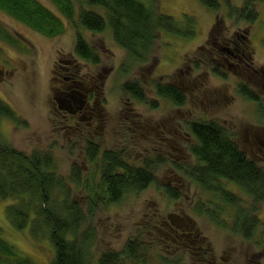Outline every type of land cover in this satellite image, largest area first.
<instances>
[{"label":"rangeland","instance_id":"obj_1","mask_svg":"<svg viewBox=\"0 0 264 264\" xmlns=\"http://www.w3.org/2000/svg\"><path fill=\"white\" fill-rule=\"evenodd\" d=\"M40 1L63 21L65 29L59 36H47L0 9V22L17 39L15 45L1 42L0 97L12 106L19 121L16 123L0 115V143L8 141L26 153L49 151L54 158L55 172L64 178L69 175L72 163H83V186L79 189L73 186V189L74 198L84 209L87 207L93 192L91 185L98 184L102 172L101 165L98 168L95 163L87 165L83 162L84 146L91 136L71 135L62 131L59 124L54 126L51 120L54 100L51 69L62 56L73 55L80 61L75 51V36L79 33L97 50L101 65L111 68L104 78L102 95L107 132L91 139L103 141L101 151L124 149L123 160L130 165L146 167L144 160H150L149 168L156 176L155 182L147 188L128 194L119 203L99 206L92 221L82 225L81 229L90 226L95 233L96 257L105 251L121 252L129 240H135L137 257L133 260L125 257L122 264H175L172 255L175 247L169 246L165 238L169 229L161 223L169 216L188 215L207 236L205 243L215 255L214 264H264V201L253 203L251 197L241 195V212L238 208L216 212L209 207L214 205L211 200H217L214 193L197 187L185 173L188 167L196 164L190 152V146L196 143L189 130V122L193 120H215L224 124L239 146L264 169V113L259 112L257 102L238 92V85L246 82L245 79H239L224 65L221 71L227 72L228 76L219 77L208 68L212 65L203 64L211 57L208 51H214L207 40L220 42L213 26L217 18L222 19L231 11L226 1L234 8H242L246 0H218L217 9L202 0H141L154 6L158 13L170 15L179 31L160 30L147 61L141 62L133 61L126 50L115 43L109 28L92 34L80 24L78 10L80 6L87 7L84 0H74V22L68 21L50 0ZM254 8L258 18L250 28L243 20L237 23L234 19L226 20L224 34L233 38L237 33L247 35L250 32L255 60L258 66L264 67V0H255ZM80 65L81 73L88 70L86 63L80 62ZM146 65L148 68L141 77V68ZM130 80L138 81L143 87L146 101H138L122 90L123 83ZM248 81L250 88L264 100L263 72L251 76ZM157 83L182 85L187 91L185 104L176 106L169 99L158 96ZM153 100L155 107L151 103ZM87 180L90 186L85 184ZM223 184L236 194L242 193L233 182L223 181ZM170 187L179 192L178 198L168 195L167 188ZM13 202V199L0 197V227L4 228V236L36 263L48 264L53 257L50 240L41 237L39 240L42 241L35 244L30 238L29 227L18 231L8 223L6 207ZM244 215H253L260 221L250 238H245L236 226ZM156 223L160 228L154 232ZM185 263L197 264V256L190 253Z\"/></svg>","mask_w":264,"mask_h":264},{"label":"trees","instance_id":"obj_2","mask_svg":"<svg viewBox=\"0 0 264 264\" xmlns=\"http://www.w3.org/2000/svg\"><path fill=\"white\" fill-rule=\"evenodd\" d=\"M50 1L69 21H75L74 0ZM202 1L213 5L215 9L219 7L218 0ZM84 3L87 7L83 5L78 10L80 24L94 32H103L109 28L113 39L127 51L133 61H147L160 30L179 32L170 15L158 13L154 6L141 0H84ZM226 3L231 7L229 14H234L237 21L246 19L253 23L258 18L254 8L255 0H246L242 8H234L229 1ZM0 9L47 36L64 32L61 18L40 0H0ZM220 27L221 21L218 20L213 28L217 30ZM2 41L11 45L17 43L13 33L0 22V51L3 48ZM75 51L77 55L92 62L99 60L98 53L79 33ZM213 71L219 74L221 70L216 65ZM246 82L238 85V92L257 102L259 112L263 114L264 100ZM155 89L158 96L170 99L176 105L185 102L184 91L176 85L157 83ZM122 90L138 101H146L145 92L136 80L124 82ZM151 103L156 106L155 102ZM0 115L19 123L15 110L1 97ZM189 126L196 138V143L191 147L196 164L186 169L185 173L202 190L214 195L219 193V203L211 210L218 212L230 205L241 212V195L251 197L253 203L264 201V169L248 157L246 151L232 139L228 129L215 120H195ZM123 156V152L117 149L106 148L101 151L98 144L85 143L83 162L87 165L95 163L97 167L101 165L102 172L97 185L84 181L87 186L91 185L93 191L84 209L74 198L75 189L83 186V163H72L69 175L64 178L55 172L54 158L49 151L26 153L8 141L0 143V197L14 200L6 207L8 223L18 231L29 227L30 238L35 244L44 239L50 240L48 242L52 246L53 257L48 264H122L125 257L135 259L138 254L135 240H129L121 252L105 251L97 258L95 233L90 226L81 229L84 223L92 221L99 206L119 203L128 194L141 191L155 182L156 176L149 168L152 164L150 160H144L147 168L136 167L123 160ZM221 179L235 183L242 193L222 190L218 187ZM167 193L171 198L180 196L172 188H167ZM259 224V218L244 215L236 226L245 238H250ZM4 234V228L0 227V264H39L9 242ZM41 237L42 240H39Z\"/></svg>","mask_w":264,"mask_h":264},{"label":"flooded vegetation","instance_id":"obj_3","mask_svg":"<svg viewBox=\"0 0 264 264\" xmlns=\"http://www.w3.org/2000/svg\"><path fill=\"white\" fill-rule=\"evenodd\" d=\"M230 14L227 13L226 17L224 15V18L222 19L217 18V20L221 21V27L219 28V30L217 29L218 33L215 36L219 35L220 42L218 41L216 43L215 42L211 43V41L207 40V44H210V46L213 45L214 51L212 49L208 51L211 57H209L208 60L204 61L203 64H205L206 66L212 65L211 68L210 67L208 68L213 74L219 77L226 78L228 76L226 75L227 72L225 73V71H220L219 72L220 75H219L213 71V67L217 65L220 67V70H222L221 67L224 68L223 67L224 65L228 70L235 73L239 77V79L242 78L245 79V81H248L251 76L253 78V76L259 75L260 72H263L264 74V67L258 66L255 60V48L250 38L251 37L250 32H248L247 35L245 34L239 35L237 33L236 35H233V38H228V35L224 34L225 28L227 27L226 20L234 19L235 23L240 22V20L237 21L236 16L234 14H231L232 17L229 18ZM241 20H243L246 23L248 22L249 24L247 23V25L249 26V28L256 22L254 21L253 23H250V21L246 19H241ZM235 23L232 24L236 25ZM91 32L92 34L100 33L94 31ZM77 35L78 33H76L75 42L77 39ZM214 40L217 41L216 39ZM239 41L245 43L241 44ZM115 43L117 42L115 41ZM89 45L93 48L95 52H97V50L90 43ZM209 54L207 55L209 56ZM79 58L80 61H78V58L74 57L73 55L70 57L67 56L59 57L57 63H54V66L51 69L52 71L51 88L54 93L53 108H52L53 116L51 117V120L54 126L59 124V127L62 131L68 132L71 135L73 134L75 136L79 135L80 137H83L84 135H88L93 138H99L101 135L107 132V126L105 124V119H106L105 105L103 103L104 99H102L103 98L102 95H103V86L105 85L104 78L109 73L111 68L107 69L105 66L101 65L100 63L101 58L99 53L97 56V58L99 59L98 62H92L91 60H87L85 58H82L81 56H79ZM80 62L86 63L88 65V70L84 71L83 73H81ZM210 63H214V64H210ZM189 67L193 68L192 65H190ZM147 68H148L147 65L143 69L141 68V72L139 73L141 77L145 75L144 70ZM125 71H127V69H125ZM242 71H248L249 74L245 75ZM222 73H224V75H222ZM170 84L176 85L177 87L180 86V88L183 90L182 85L176 83H170ZM183 91L185 94V102H186L187 91L186 89ZM126 93L128 94V92ZM169 101L171 100L169 99ZM152 102L155 101L153 100ZM185 102L181 104V106L184 105ZM173 105L176 104H174L173 102ZM176 106H180V105H176ZM193 121H190L189 124ZM131 124H133V122ZM222 125L225 126L224 124ZM225 128L227 127L225 126ZM189 130L191 131V129ZM68 136L70 137V135ZM230 136L232 137V139L234 138L232 135ZM91 137L88 138L87 140L88 142L98 144L99 146L101 143H103L102 140H99L100 141L99 143L96 140L94 141L93 139H91ZM235 141L237 142V140ZM194 144L190 146L191 154H192L191 147ZM177 150L182 151L179 148ZM121 152H123L124 155V149H121ZM223 181H228V183L231 182L227 179H221L220 182L218 183L219 184L218 187L221 188L222 190L235 193V191L227 188L223 184ZM197 187H199V185H197ZM215 196L217 197V200L210 201L211 203L214 204L209 206L211 208L216 207L215 205L219 203L218 200L219 193H215ZM198 204L200 205V207H203L202 202H199ZM224 206H227V204H224ZM226 208H231V206L228 205ZM161 225L169 229L165 234V238L168 241V243H170L169 246L175 247L174 250H172L174 252V254L172 255L175 264H186L185 258L192 252L197 256V262H198L197 264L215 263L216 261V258L214 257L215 255L213 254V251L210 250V248H208L209 247L208 244L205 243L207 236L202 234V232L197 227L196 222L192 217L188 215L169 216L167 220H163ZM159 228H160L159 223L154 224V232L156 230H159ZM167 250L169 252V249ZM175 252H178L179 254H175ZM228 259L229 258L227 257V261L229 263V261L231 260V256L230 259L229 260Z\"/></svg>","mask_w":264,"mask_h":264}]
</instances>
